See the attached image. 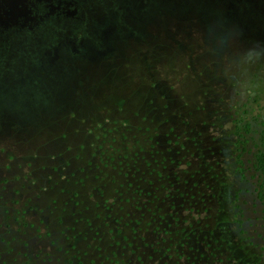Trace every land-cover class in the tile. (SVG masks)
Returning a JSON list of instances; mask_svg holds the SVG:
<instances>
[{
    "label": "rangeland",
    "instance_id": "obj_1",
    "mask_svg": "<svg viewBox=\"0 0 264 264\" xmlns=\"http://www.w3.org/2000/svg\"><path fill=\"white\" fill-rule=\"evenodd\" d=\"M30 14L17 19L30 22L36 60L58 27L70 49L42 85L18 96L25 76L15 74L2 92L13 99L0 94V264H264L262 11L231 0H81L48 21L54 30ZM7 24L3 42L20 39ZM9 55L10 71L24 68ZM179 182L200 184L201 206L223 207L203 222L220 209L232 219L215 227L216 245L198 220L177 236V211L197 215L177 207Z\"/></svg>",
    "mask_w": 264,
    "mask_h": 264
},
{
    "label": "trees",
    "instance_id": "obj_2",
    "mask_svg": "<svg viewBox=\"0 0 264 264\" xmlns=\"http://www.w3.org/2000/svg\"><path fill=\"white\" fill-rule=\"evenodd\" d=\"M59 3H56L55 0H0V58L6 57L4 58L1 62L2 64H0V94H1V98L3 100L6 99V102L11 101L13 98L12 97H8L2 95L3 92V88L5 85L10 84L11 80H12V75L17 74L22 75L24 78V82L25 85L23 83H18L17 87L14 88L13 92H19V95H21L22 92H24V86L27 88L28 85L30 87L33 86V83H38V84H43L47 78H49L48 73H52L54 69L53 65L54 63L58 60V59H62L63 58V53L66 52V50L68 51L70 48L66 47L69 41V37L67 36H63L62 32L60 34H57V32L59 31H63V30H58L59 27L57 29H55L56 26H51L50 23L48 22L49 20H51L52 18L58 19V18H63L66 16V14L63 12V10L61 11V9L58 7L60 3H62V7H64V9H67L66 6L70 5L69 10H71L72 12H74L77 9L80 8L81 5V0H59ZM232 3H234L235 5H247L250 8H257L258 10H261L263 15H264V0H231ZM37 7L34 9L32 7V4L37 3ZM17 6V7H16ZM27 9L32 12V15L30 14V20L31 22H39L38 26H41L39 28H43L44 24H48V28L51 29H55V32L53 34V36L50 38V41H48L47 43H44L43 45H41L42 47H40L39 49L41 50V58L37 59L34 58V52H32L31 49V45H33L34 41H29L27 39L29 34H32L33 31H30V22H22L21 19L20 21L14 16L11 15V20L8 22H4L3 20H5V16L4 13L6 12L7 9ZM36 11H40L39 14L36 13ZM67 17V16H66ZM43 18V19H42ZM15 19L17 20L15 22ZM42 19V20H41ZM24 20V19H23ZM26 20V19H25ZM37 20V21H36ZM2 22L6 23L3 24ZM7 23H13L15 26L14 29L16 30H12V34L14 37L17 38V36L22 35L21 38H17L16 40L13 39V37L11 38V41H4L3 39H5L7 36L5 35V31H4V27L6 25H8ZM5 25V26H2ZM9 28V27H7ZM33 28H38V27H33ZM8 30V29H6ZM11 32V31H10ZM64 32V31H63ZM43 33V32H42ZM23 34H25L26 37H23ZM59 35V36H56ZM48 36L47 33H43V35L41 36L43 39H45ZM63 36V38H62ZM29 38V37H28ZM41 38V39H42ZM46 40V39H45ZM44 40V41H45ZM75 40V38L73 40H71V42H73ZM18 45L17 48H15L13 51L10 50V47H7L8 45ZM23 44V45H22ZM24 46V47H21ZM23 49V50H22ZM8 53V54H7ZM9 54H13L16 58H20V62L21 61H25V66L24 68H19V67H15L16 64H13L12 67L16 68L14 71H10L9 67L10 65H8V61H7V57H9ZM75 55V54H74ZM26 58V59H25ZM0 62V63H1ZM8 68V69H5ZM19 70H22L21 73H19ZM55 72V70H54ZM47 76V77H46ZM8 89H6L7 91ZM10 92V91H9ZM8 92V93H9ZM7 94V93H6ZM187 139V138H186ZM185 138H182L180 140H177V146L182 145L183 148H185L187 142H186ZM193 141L195 140V137L192 139ZM232 144L233 142H231L229 140L228 144ZM237 144V143H236ZM239 144H241V142H239ZM238 146V145H237ZM120 150V149H118ZM235 158H234V164L231 166V170H235L238 171L239 169H243V160L242 159V154H239V152L235 151L234 154ZM259 158V157H258ZM259 163V159H257V162ZM254 166L251 167V170L254 169H258L259 166L258 164H256ZM214 165H221V163L219 164V161H214L212 163V166L215 167ZM258 166V167H257ZM197 172L202 173L203 176L206 175L205 172H202L198 169H196ZM250 170V167H249ZM246 172V171H245ZM214 177H218L216 175H214ZM140 179L142 178V176L140 175L139 177ZM264 178V177H263ZM229 184V183H228ZM196 187V190H194ZM195 187L190 188V186H187V184H182L179 182L178 186H177V199H183L179 204L177 203V207L178 205L183 208L185 207L186 210H189L188 207L190 208L192 206V208H190V210H192V212H197V215L194 216V218L192 220H181L180 217L178 216L179 212L181 211H177V236L178 234H182L185 233L186 231H191L193 230V228L195 227L194 225H196V222L198 220V223H201L200 226L202 227V230H206L205 226H208L209 228V235L208 236V240H213V243L215 244V241L217 240L218 242H220L219 238H215V234L214 229L217 225H220L223 222L226 221H230L232 219H229V217H225L224 219H221L222 216V210L220 209L218 211V218L214 216L211 217V221H206L203 222V212L205 213H210V212H216L217 208H223V207H218L215 203H211L210 205H208L207 203L204 206H201L200 203H197V196L200 194V184H195ZM192 190H194L193 193ZM241 191L237 190V193L235 194V198L239 199L238 197L241 196L240 195ZM194 198H196L194 200ZM219 201H220V196L218 197ZM192 199L194 200V202H192ZM186 201H188L186 203ZM191 201V202H190ZM237 200H235L236 202ZM234 202V203H235ZM222 204V201L220 202V205ZM201 206V207H200ZM185 222L187 223V225L182 226L181 223ZM53 235V232H52ZM216 239V240H215ZM216 245V244H215ZM207 248L213 249V250H217L218 246L215 248L214 246H212L211 242H209V245Z\"/></svg>",
    "mask_w": 264,
    "mask_h": 264
},
{
    "label": "water",
    "instance_id": "obj_3",
    "mask_svg": "<svg viewBox=\"0 0 264 264\" xmlns=\"http://www.w3.org/2000/svg\"><path fill=\"white\" fill-rule=\"evenodd\" d=\"M58 7L61 8L62 3H60ZM17 10H20V13L16 14V15H15V11L13 9H9V10H7V12L9 14H13L16 18H22L23 16L24 17L29 16V12H30L29 10H27V9H17Z\"/></svg>",
    "mask_w": 264,
    "mask_h": 264
},
{
    "label": "flooded vegetation",
    "instance_id": "obj_4",
    "mask_svg": "<svg viewBox=\"0 0 264 264\" xmlns=\"http://www.w3.org/2000/svg\"><path fill=\"white\" fill-rule=\"evenodd\" d=\"M37 4H38V2L37 3H34V4H32V7L35 9L36 7H37ZM61 9V11L63 10V12L66 14V16H69V15H71L72 14V11L70 10V11H67V9H64V7L63 8H60ZM32 12L33 11H31V15H32ZM39 12L40 11H36V13L37 14H39ZM43 19V18H42ZM41 19V20H42ZM41 21H39L38 23H40Z\"/></svg>",
    "mask_w": 264,
    "mask_h": 264
},
{
    "label": "bare ground",
    "instance_id": "obj_5",
    "mask_svg": "<svg viewBox=\"0 0 264 264\" xmlns=\"http://www.w3.org/2000/svg\"><path fill=\"white\" fill-rule=\"evenodd\" d=\"M15 11V15L20 13V10L13 9Z\"/></svg>",
    "mask_w": 264,
    "mask_h": 264
}]
</instances>
